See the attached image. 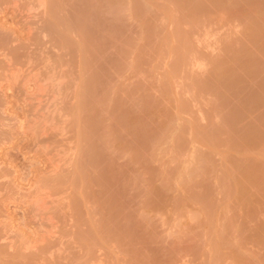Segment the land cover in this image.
Wrapping results in <instances>:
<instances>
[{"label":"rangeland","instance_id":"374dc122","mask_svg":"<svg viewBox=\"0 0 264 264\" xmlns=\"http://www.w3.org/2000/svg\"><path fill=\"white\" fill-rule=\"evenodd\" d=\"M95 262L264 264V0H0V264Z\"/></svg>","mask_w":264,"mask_h":264},{"label":"bare ground","instance_id":"6f19581e","mask_svg":"<svg viewBox=\"0 0 264 264\" xmlns=\"http://www.w3.org/2000/svg\"><path fill=\"white\" fill-rule=\"evenodd\" d=\"M35 80H36V79H35ZM29 81H30V80H29ZM35 82H36V81H33V84H32V85H33V88H34L33 90H36V89L39 87L38 84L36 85L37 82H36V83H35ZM28 83H29V82H28ZM31 83H32V81H31ZM40 85H41V84H40ZM43 85H44V84H43ZM35 86H38V87H36V89H35ZM45 88H46V87H45ZM9 89H10V88H9ZM40 90H41V88H40ZM31 91H32V90H31ZM37 91H38V93H39V88H38ZM46 91H48V90H46ZM35 92H36V91H33V92H31V93L34 94ZM49 92H50V91H49ZM31 93H30V94H31ZM33 94H32V95H33ZM34 95H36V94H34ZM36 96H37V95H36ZM37 98H38V97H37ZM35 99H36V98H35ZM43 99H44V98H43ZM37 101L40 102L41 100H40V99H39V100L37 99ZM45 102H46V101H45ZM51 103H52V102H51ZM54 105H55V104H54ZM45 196H46V195H45ZM33 200H34V199H33ZM48 200H50V199H48ZM46 201H47V200H46ZM44 204H45V203H44ZM33 205H34V204H33ZM46 205H47V204H46ZM40 207H41V205H40ZM43 208H44V207H43ZM40 212H41V211H40ZM48 217H49V216H48ZM49 223H50V222H49ZM46 232H48V231H46ZM44 235H45V233H44ZM49 235H50V236H53V234H52V235L49 234ZM50 236H48V237H50ZM41 237H43V235H42ZM41 237H40V238H41ZM44 237L48 238L46 235H45ZM50 238H51V237H50ZM43 239H44V238H43ZM37 240H38V238H37ZM39 241H40V240H39ZM39 241H38V242H39ZM41 241H42V239H41ZM27 245H28V244H27ZM35 245H36V244H35ZM35 245H34V246H35ZM29 249H30V248H29ZM93 260H94V259H93ZM100 261H101V260H100ZM96 263H97V262H95V264H96Z\"/></svg>","mask_w":264,"mask_h":264}]
</instances>
